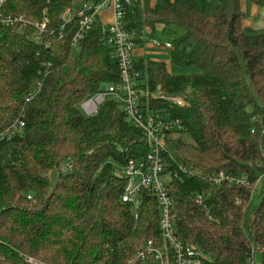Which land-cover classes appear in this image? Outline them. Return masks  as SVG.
<instances>
[{"label":"trees","instance_id":"1","mask_svg":"<svg viewBox=\"0 0 264 264\" xmlns=\"http://www.w3.org/2000/svg\"><path fill=\"white\" fill-rule=\"evenodd\" d=\"M4 1L3 15L30 24L46 18L50 34L35 42L33 28L0 27V129L24 124L20 136L0 142V264H140L148 243L163 248L159 209L144 192L136 210L121 201L123 170L144 162L151 148L114 96L93 115L81 109L120 87L102 25L71 51L77 12L102 0ZM245 1L264 8V0ZM241 2L130 0L123 7V27L139 47L145 29L175 34L163 40L171 43L167 62L133 58L130 83L143 115L183 127L165 137L161 177L176 238L208 264H247L255 249L264 264V29L243 26ZM65 10L74 19L59 38ZM174 97L184 106H172ZM218 173L244 181L216 188Z\"/></svg>","mask_w":264,"mask_h":264},{"label":"built area","instance_id":"2","mask_svg":"<svg viewBox=\"0 0 264 264\" xmlns=\"http://www.w3.org/2000/svg\"><path fill=\"white\" fill-rule=\"evenodd\" d=\"M151 1V0H149ZM5 1L0 0V27L17 28L20 33H24L29 27L35 30V34L31 37L35 42L40 41L41 35L46 32V18L40 23L30 24L22 16H5L2 9ZM130 0H102L97 5H87L78 11L76 18L77 31L71 41V51L78 47L79 41L89 32L91 27L99 22L107 35V43L112 48L113 59L120 73V87H109L106 92H101L85 101L81 105V109L86 116L93 115L98 106L108 96H114L115 101L119 102L128 120L138 129L143 131L148 144L150 145V153L146 156L145 161H130L124 167L123 175L126 179V186L121 196L123 203H130L134 210L138 207L136 198L141 192L151 195L156 199L159 209V233L163 241V248L156 247L152 243H148L142 252L138 253L140 264H208L207 256L197 247L181 243L175 236L173 228V220L171 215V205L168 197V190L165 181L161 177L163 171L162 155L165 152V137L169 133H180L183 130L181 124L177 121L161 122L160 118L145 116L141 113L136 104V92L130 83L132 76V61L134 58V50L138 48L136 43L137 37L135 33H128L123 27L124 12L123 7L129 5ZM110 14V20L104 23L101 15L103 13ZM69 10H65L61 15V26L59 27V38L63 27L73 21ZM149 30L145 29L139 41L141 48H150L156 52H168L171 48L170 41H158L154 37L145 40V34ZM38 90H32L35 94ZM169 102L172 106L183 107L184 102L179 97L170 98ZM24 124L15 122L4 129H0V142L9 141L14 137L22 134ZM175 176V175H174ZM244 179L236 180L229 176L218 173L212 178V185L216 188L227 184H242ZM196 205L201 206L203 203L202 196H196L194 199ZM136 219L137 216L134 215ZM255 249L252 252V258L247 264H253ZM147 257L150 260H147ZM30 264H37L29 261Z\"/></svg>","mask_w":264,"mask_h":264},{"label":"rangeland","instance_id":"3","mask_svg":"<svg viewBox=\"0 0 264 264\" xmlns=\"http://www.w3.org/2000/svg\"><path fill=\"white\" fill-rule=\"evenodd\" d=\"M205 1L207 2L211 0H205ZM216 1L223 2V0H216ZM242 12L244 14L243 22H246L249 25V27L255 30L264 29V8L257 9L254 6H252L250 3L245 1ZM153 37L161 42L162 40H171L172 38L175 37V34H172L169 31H165L163 35L161 28H157L153 36L150 34V30L148 33L145 34V40H149ZM140 54L146 57L148 60H154L158 62H167V57L164 54V52H156L153 49H145ZM169 71L172 74H182V73L190 72V70L186 71V70H180V69L171 68V67ZM55 178H56V174L54 173L52 175V181H55ZM260 187H261L260 184H258L254 188L252 198H251L252 206L257 205L258 203ZM260 261H261V254L259 253V251H255L254 258H253V264H259Z\"/></svg>","mask_w":264,"mask_h":264},{"label":"crops","instance_id":"4","mask_svg":"<svg viewBox=\"0 0 264 264\" xmlns=\"http://www.w3.org/2000/svg\"><path fill=\"white\" fill-rule=\"evenodd\" d=\"M244 4H245V0H242V2H241V8L243 9V7H244ZM101 17H102V19L104 20V23H107L109 20H110V14L107 12V13H103L102 15H101ZM243 26L244 27H249V25L246 23V22H243ZM145 49H150V48H145ZM145 49H143V48H141V46L140 47H138V48H136L135 50H134V57H135V59L136 58H145L144 56H142L140 53L142 52V51H144ZM159 54V53H158Z\"/></svg>","mask_w":264,"mask_h":264}]
</instances>
